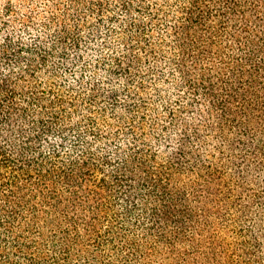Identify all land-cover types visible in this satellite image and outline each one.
<instances>
[{"label":"trees","instance_id":"trees-1","mask_svg":"<svg viewBox=\"0 0 264 264\" xmlns=\"http://www.w3.org/2000/svg\"><path fill=\"white\" fill-rule=\"evenodd\" d=\"M14 255L264 264V0H0Z\"/></svg>","mask_w":264,"mask_h":264},{"label":"rangeland","instance_id":"rangeland-1","mask_svg":"<svg viewBox=\"0 0 264 264\" xmlns=\"http://www.w3.org/2000/svg\"><path fill=\"white\" fill-rule=\"evenodd\" d=\"M48 232H49V230L47 231V233ZM35 248H36L35 253L36 254H41L40 253L41 248H38V247H35ZM46 250H48L47 247H46ZM13 257H14V259H13L14 264H25V262H27V259L24 257V255H20V256L19 255H14ZM51 259H52L51 255H49L48 260H51ZM39 261H41V260H39Z\"/></svg>","mask_w":264,"mask_h":264}]
</instances>
